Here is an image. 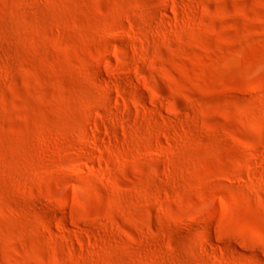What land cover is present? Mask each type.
I'll return each instance as SVG.
<instances>
[{"label": "rangeland", "instance_id": "rangeland-1", "mask_svg": "<svg viewBox=\"0 0 264 264\" xmlns=\"http://www.w3.org/2000/svg\"><path fill=\"white\" fill-rule=\"evenodd\" d=\"M0 264H264V0H0Z\"/></svg>", "mask_w": 264, "mask_h": 264}]
</instances>
